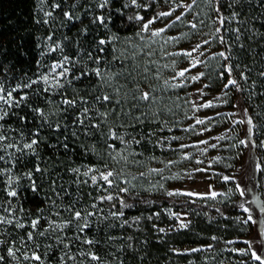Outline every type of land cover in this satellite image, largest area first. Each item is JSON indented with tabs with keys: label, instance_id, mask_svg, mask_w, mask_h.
<instances>
[{
	"label": "trees",
	"instance_id": "obj_1",
	"mask_svg": "<svg viewBox=\"0 0 264 264\" xmlns=\"http://www.w3.org/2000/svg\"><path fill=\"white\" fill-rule=\"evenodd\" d=\"M53 1L59 5L55 15L64 16L68 9L72 17L64 46L69 54V71L66 76L58 78L59 87L54 82L46 84L40 79L45 76L49 62L44 37L50 24L57 23L54 14L45 15L40 6L43 2ZM79 2L0 0V85L5 89L3 94L17 85L21 86L12 94V105L0 102V114L4 111L9 113L0 120V125H3L0 134L8 137L2 143L16 146L0 148V155L4 156L0 169H11L10 173H0V215L13 220L12 224H0V241H3L0 243V256L4 257L3 261L11 258L8 249H15L22 240L28 239V232H33L31 221L37 218V228L45 233L43 236L33 233L35 247L39 245L38 254L43 262L59 264L62 244L68 242L76 247L85 243V239L70 233L61 237L51 228H46L49 221L73 218L75 211L86 212L91 206L112 207L125 217L146 219L149 215L154 216V210L159 206L171 205L175 208L195 207L202 216L192 219L187 228H176L161 236L153 232L151 219L144 226L102 217L87 235L93 241L92 250L97 255L108 256L111 250L116 251L115 264H189L188 257L193 254L194 262L200 258L195 255L199 251L176 252L174 248L210 241L220 246L227 238L240 236L238 221L234 219L240 205L249 207L252 196L264 201V75H261L264 73V0L209 1L214 16L211 40L214 71L210 73L213 89L218 90L227 84L230 77L224 67L231 64V78L238 81L239 88L229 85L226 89L240 97L246 110V137L250 142L245 195L239 202L230 199L217 203L171 196L140 185L122 188L114 177L111 178L112 186L98 178L102 186L99 192L96 182L82 175V168L88 165L111 168L115 173L128 172L134 168L132 162H145L155 156L159 151L153 137L149 136L151 132L156 133L153 121L161 118L169 121L175 115H156L154 107L148 104L149 100L140 98V87L152 84L155 72L147 67L141 52L135 49L131 54L127 49L137 37L141 23L135 17L145 19L153 10V1L135 5L126 0H109L99 11L105 18L103 24L96 20V12H85ZM70 4L75 7L68 8ZM234 13L237 15L233 19ZM218 17L224 18L223 24ZM100 36L109 42L101 45ZM221 52L229 59L220 57L218 54ZM97 68L101 70L100 77L94 71ZM221 72H224L223 76ZM242 73L246 80L241 79ZM33 80L37 82L32 84ZM27 84L31 87H22ZM120 84L123 85L121 90L137 86V91L121 93L120 100H117L119 88L114 85ZM21 96H26V99L20 100ZM104 96H109L110 100L98 99ZM65 100L75 103L65 104ZM15 101H20L19 106ZM132 102L136 105L133 106ZM85 108L89 109L87 118ZM34 109L41 110L44 115ZM103 113L107 116H102ZM249 117L251 125L247 123ZM81 119L83 124L79 123ZM158 123L161 124L160 121ZM97 124L98 128L93 127ZM122 128L133 137L118 153L120 139L112 138L111 133L117 134ZM31 139L39 141L35 152L23 149V144ZM110 145H114V149ZM135 151L137 156L131 155L132 159L126 157L127 152ZM37 167L42 171L36 172ZM29 172L32 173L31 178L25 175ZM9 176L15 181L12 187L18 192L14 198L8 197L5 191ZM108 196L112 199H101ZM9 201L11 212L4 210L9 208ZM69 208L72 210L68 211ZM207 215L213 217L210 219ZM17 222L25 227H16ZM247 225L251 227L250 222ZM212 236L216 239L212 240ZM76 252L74 250V254Z\"/></svg>",
	"mask_w": 264,
	"mask_h": 264
},
{
	"label": "rangeland",
	"instance_id": "obj_2",
	"mask_svg": "<svg viewBox=\"0 0 264 264\" xmlns=\"http://www.w3.org/2000/svg\"><path fill=\"white\" fill-rule=\"evenodd\" d=\"M108 1L80 0L79 3L85 12L90 14L96 12V17H101L99 12L102 8L101 5H105ZM152 1L153 10L138 26L137 31L140 35L129 43L127 49L131 54L135 49L137 52H141V57L149 64L147 67L149 66L148 68L155 72L153 83L140 87V95L152 91V99L149 100L148 104L154 107V114L175 116L169 121L161 118L159 120L161 124L158 123V120L153 121V126L157 127L156 133L151 132L149 136L153 137L159 152L155 156L147 158L145 162H132L133 170L116 172L115 181L122 188L128 185H140L149 189L160 190L166 194L174 193L171 196L194 198L211 203L230 199L239 202L244 195H240L236 185L239 183L245 191L250 168V142L246 137V113L240 97L226 89L225 84L218 90L213 89L214 84L210 73L214 71L211 66L214 16L209 5L210 0H195V3L193 0H136L135 5ZM126 2L132 3V0H126ZM55 5L58 3L53 1V3L43 2L40 6L45 15L52 16L54 14L57 21V23L50 24L49 32L43 41L44 47L49 52V62L44 75H48L50 78L55 75L52 72V65L63 62L65 57L69 58L64 46L67 43V29L72 20L71 16V18L65 16V13H70L68 9L64 11V16L55 15L58 12V7H54ZM71 7H75V5L70 4L68 8ZM169 11L172 12L170 16L158 17L149 26L148 31H141L144 22L157 16L160 12ZM177 16L181 17L179 21L176 20ZM193 23L197 25L195 29L191 27ZM161 28L164 31L160 35H152L153 31ZM101 39L104 38L100 36L99 40ZM205 40L208 41L207 44L203 43ZM197 44H200V48L191 57L183 54L191 51ZM177 53L179 55H176ZM69 60L64 64V67L68 69ZM196 60L203 63L192 67ZM183 69H189V71L184 77H177L176 73ZM62 70L58 68L56 73ZM200 73L203 75L200 76ZM173 77L176 78L173 79ZM191 77L199 78L193 80ZM114 86L120 90L116 91L118 93L117 100H120L121 93L123 95L137 91V86L123 90L120 89L123 87L122 84ZM132 103L133 106L136 105V102ZM209 103L210 106L208 107L202 106ZM197 120H202L204 123L198 124ZM124 128L116 134L123 138V143L120 140L118 144V153L126 147V142L130 143L133 137V134L126 132ZM241 140H245L246 143L241 144ZM201 141H207V143H201ZM181 145L186 147H181ZM125 155L126 157L137 156L138 152H127ZM90 168L93 171L89 172L88 176L83 175ZM153 169L156 171H152ZM106 171H112V169L88 165L82 168L81 173L84 177L92 180V176H96L98 179L100 172ZM224 176L234 177V179L225 181ZM96 184L97 191H102L100 190L102 189L100 182L96 180ZM212 192H216L218 195L213 198L210 195ZM259 206L263 208L264 201L261 202L256 196H252L251 204L247 207L249 209L247 213L242 208H238L234 219L236 222L238 221L240 236L227 238L220 246H216L210 241L203 244L175 247L174 251L193 252L192 249H199L195 255L200 256V258L192 262L194 254L189 256L187 260L189 264H259L258 261L252 259L250 252L243 254L233 251L234 249H248L249 244L245 243L246 241L252 242V248L258 253L261 251V245H264V240L260 239L261 233H264V209L259 211ZM88 213H92V215L89 216ZM111 213L120 212L112 207L103 209L102 207L91 206L88 211L82 212L80 220L66 218L55 221L57 224L70 221L67 227L57 228L55 233L61 237H67V234L70 233L87 241L90 239L87 236L91 232L89 229L93 228L98 220L105 217L111 221L122 219L136 225L141 223L144 226L151 219L154 227L153 232L161 236L167 231L180 228L179 225L182 221L188 224L192 219H198L202 216V212L195 207L175 208L171 205L159 206L154 210V216L149 215L146 219L135 216L125 217L124 215L117 217ZM248 215H252L253 219L257 221V223L250 222V228H248L247 223H244ZM207 217L211 219L213 216L207 215ZM51 222L53 220L46 224V228H49ZM85 222L89 226L81 232L80 227ZM160 229H164V231L161 232ZM32 231L35 234L40 232L39 228L32 229ZM213 237L215 236L211 237L212 240ZM34 241L35 238L31 241L22 240L21 244L14 249L18 250L16 251V258L11 257L6 261L2 260L0 264H41L40 261L24 259L25 255L31 257L34 251L38 254V248L35 247ZM78 241V239L75 240L76 243ZM209 245L212 247L209 248ZM87 246H89L87 243H80L76 247L68 242L62 244L60 246L61 259L59 264L116 263L118 257L116 251L111 250L109 256L108 254L97 255L92 250V245L86 249ZM74 250H77L75 254ZM89 254H95L100 259L93 261ZM49 263L43 262V264Z\"/></svg>",
	"mask_w": 264,
	"mask_h": 264
},
{
	"label": "snow or ice",
	"instance_id": "obj_3",
	"mask_svg": "<svg viewBox=\"0 0 264 264\" xmlns=\"http://www.w3.org/2000/svg\"><path fill=\"white\" fill-rule=\"evenodd\" d=\"M132 3L135 4V3H136V0H132ZM193 3H195V0H193ZM54 7H59V5H55ZM101 7H104V5H101ZM187 7H190V5H187ZM217 11H219V9H217ZM171 14H172L171 11H169V12H160V13H158L157 16H155V17H153L152 19H149L148 21H146V22L143 23V27H142L141 31H148V30H149V26H150L151 24H153V23L155 22V20H156L158 17H161V16H170ZM48 15H50V13H48ZM236 15H237V14L234 13L232 18L234 19ZM65 16H68L69 18H71L69 13H65ZM104 19H105L104 17H96V20L99 21L101 24L104 23ZM129 19L131 20V19H133V18L130 17ZM135 19H136L137 21H143V17H142V16H136ZM180 19H181L180 16H177V17H176V20H177V21H179ZM218 19H219V22H220L221 24L224 23V18H223V17H218ZM94 22H95V21H94ZM191 27H192L193 29H195V28L197 27V25H196L195 23H193V24H191ZM85 31H86V30H85ZM163 31H164L163 28L158 29V30H155V31L152 32V35H153V36H158V35H160V33H162ZM216 31L219 32L220 29L217 28ZM236 31L238 32L239 29H237ZM139 35H140V33H137V36H139ZM220 39H221V42H223V37H221ZM108 42H109V41H106V40H103V39H101V40L99 41V43H100L101 45H104V44H106V43H108ZM203 43H204V44H207L208 41L205 40V41H203ZM199 48H200V44H197V45H196L191 51H187V52H185V53H183V54L186 55V56L191 57L192 54H193L194 52H196ZM101 51H103V49H101ZM176 55H179V53H177ZM218 55H219L220 57H223L225 60H228V59H229V58L225 55V53H223V52L219 53ZM90 58H91V57H90ZM68 60H69V58H68V57H65L63 62H58V63L52 65V72L55 73V75H52L51 78H50L48 75H45V76L40 77V79H41L44 83H46V84H51V83L54 82V83L56 84V86L59 87L60 84H59V79H58V78H59V77H64V76H66V74H67L68 71H69L68 68L64 67V64L67 63ZM99 62H100L99 59H97V63H99ZM199 63H203V62L200 61V60H196V62L192 65V67H195L196 64H199ZM58 68L63 69V70L60 71L59 73H56V69H58ZM94 71H95V73H96V75H97L98 77H100V76L102 75L101 70H100L99 68L95 69ZM188 71H189V69H183V70H180V71H178V72L176 73V76H177V77H184L185 74H186V72H188ZM224 71H226V72L228 73L229 77H230V78L228 79L227 84H225V88H227L229 85L236 86L237 88H239L238 81H237L236 79H234V78H231L232 71H233V67H232V65H231V64H227V65L224 67ZM223 74H224V72H221V76H223ZM202 75H203V73H200V76H202ZM261 75H264V73H261ZM175 78H176V77H173V79H175ZM198 78H199V77H191V79H193V80L198 79ZM241 79L246 80L247 77L242 73V74H241ZM36 82H37V81L33 80V81H32V84H34V83H36ZM173 86H178V85H173ZM22 87L30 88V87H31V84L23 85ZM20 88H21V86H20V85H17L15 88H12L10 91H7L6 94H3V93H5V89H4V87H3L2 85H0V102H2L3 104L12 105V104L14 103V98H13V95H12V94H13V92L19 90ZM45 91H47V89H45ZM140 98H141L142 100L147 101V100L152 99V96H151V94H150L149 92H144V93H142V95H141ZM24 99H26V96H21L20 100H24ZM98 99H103V100H105V101H108V100H110V97H109V96H104V97H102V98H98ZM19 103H20V101H15V104H16L17 106H19ZM63 103H65V104H69V105H72V104H74L75 102H74V101H71V100H65V101H63ZM202 106H203V107H208V106H210V103H209V104L202 105ZM34 111L39 112L41 116L44 115L43 112H42L41 110H39V109H34ZM88 111H89V109H87V108L84 109V114H85V117H86V118H87V115H86V114L88 113ZM245 111H246V110H245ZM8 115H9V113H8L7 111H4L2 114H0V120H3V119H4L6 116H8ZM101 115L104 116V117H106V116H107V113H103V114H101ZM21 119L23 120L24 118L21 117ZM79 123H80V124H83L84 121L81 119V120L79 121ZM197 123H198V124H202V123H204V121H202V120H197ZM247 123L250 124V125L252 124V119H251V117L248 118ZM2 127H3V125H0V128H2ZM59 127H60V125H57V128H59ZM93 127H97V128H98L99 125H98V124H97V125H93ZM73 135H75V133H73ZM111 135H112V138H114V139H120L121 142L123 143V138H122V137L117 136L116 133H114V132L111 133ZM7 139H8V137H6V136L0 134V148H5V147H6V148H14V147H16V146L13 145V144H6V145H5V144L2 143V142H4V141H6ZM38 143H39V141H38L37 139H31L30 142H28V143H24V144H23V149H24V150H31L32 152H35V146H37ZM136 143H139V141H136ZM201 143H205V144H206L207 141H201ZM240 143H241V144H245L246 141H245V140H241ZM64 147L67 148V145L65 144ZM109 147H111V148L114 149V145H110ZM181 147H186V146H185V145H181ZM212 147H215V145H212ZM17 150H18V151H22L21 149H17ZM115 158H116V157H113V159H115ZM185 158H186V157H185ZM3 160H4V156L0 155V161H3ZM5 171H7V172L10 173L11 169H8V170L0 169V173H4ZM35 171H36V172H40V171H42V170H41L39 167H37V168L35 169ZM75 171H78V170H75ZM91 171H93V169L90 168L87 172H84L83 175L88 176V175H89V172H91ZM152 171H156V170L153 169ZM25 175H27L29 178H31L32 173L29 172V173H26ZM116 176H117V174H116L115 172H113V171L100 172V174H99V178L102 179L104 182H106L109 186H112V184H113V180L110 179V178H112V177H116ZM17 179H18V178H17ZM91 179H92V181L95 183L96 180H97V177H96V176H92ZM223 179H224L225 181H229V180L234 179V177L224 176ZM14 182H15V181L13 180V178H12L11 176H9V179H8V181H7V188L5 189V191H6V195H7L8 197H12V198H14V197H17V196H18V192H17L16 188L12 187V185H13ZM32 188H33L34 191L36 190V188H35V183H33ZM236 189H237V191L240 192V195H241V196L245 195V191L241 188V186H240L239 183H237V185H236ZM123 191H127V189H124ZM168 194H169V195H173L174 193H171V192H170V193H168ZM57 195H58V194H57ZM189 195H192V194L189 193ZM210 195L214 198V197H216L218 194H217L216 192H212ZM101 199H108V200H111L112 197H111V196H108V197H102ZM240 207H241V208L243 209V211L246 212V213L249 211V209H248L247 207H245L243 204H241ZM4 210H5V211H9V212H11V201H9V208L4 209ZM71 210H72L71 208L68 209V211H71ZM57 215H59V213H57ZM87 215L90 216V215H92V213H88ZM111 215H113V216H117V217H118V216H122L123 213H122V212H121V213H111ZM173 215H174V214H173ZM81 217H82V213H81L80 211H75V212H74V217H73V218H74L75 220H80ZM248 222L257 223V221H255V220L253 219V216H252V215H248V216H247V219L244 220V223H248ZM12 223H13V220H12V219L0 215V224H12ZM69 223H70V221H68V222H64V223H61V224H57L55 221H53V222H51V223L49 224V228H51L53 231H55L57 228H59V229H63V228H65V227H67ZM38 224H39V218L32 220L30 226H31V228H32L33 230H35V229L37 228V225H38ZM15 226L18 227V228H24V227H25V225H24L23 223H18V222L16 223ZM88 226H89L88 223L85 222L84 225L80 227V231L83 232L84 228H87ZM179 227H180V228H187V227H188V224H187V223H184V222L182 221V222L180 223ZM159 231L163 232L164 229H160ZM44 234H45L44 232H40V233H39V235H41V236H43ZM27 238H28L29 241L33 240V238H34V237H33V232H28V234H27ZM213 239H216V238L213 237ZM260 239H261V240H264V233H261V235H260ZM84 242L87 243V244H90V245L93 244V241H91V240H87V241H84ZM0 243H3V241H0ZM245 243H248V244H249V248H248V249H234L233 251H238V252H241V253H243V254H247L248 252H250V253H251V257H252V259H253L254 261H258L259 264H264V245H261V251L258 253L256 250H254V249L252 248V242H248V241H246ZM36 247L38 248L39 245H37ZM65 247H67V245H65ZM208 247L211 248L212 246L209 245ZM198 250H199V249H192L191 251H198ZM16 251H18V250H14L13 248L10 247V248L8 249V255L11 256V257H13V258H16ZM89 255H90L91 260H93V261H98V260L100 259V258H99L98 256H96L95 254H89ZM3 259H4V257H3V256H0V261H2ZM24 259H25V260L31 259V260H35V261H40L41 264H43V262H42V260H41V256L38 255L35 251L32 252L31 257L25 255V256H24Z\"/></svg>",
	"mask_w": 264,
	"mask_h": 264
},
{
	"label": "water",
	"instance_id": "obj_4",
	"mask_svg": "<svg viewBox=\"0 0 264 264\" xmlns=\"http://www.w3.org/2000/svg\"><path fill=\"white\" fill-rule=\"evenodd\" d=\"M262 210V206H259V211H261Z\"/></svg>",
	"mask_w": 264,
	"mask_h": 264
}]
</instances>
